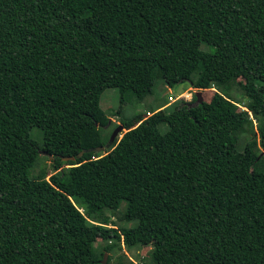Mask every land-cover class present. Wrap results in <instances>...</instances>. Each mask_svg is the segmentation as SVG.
<instances>
[{"label": "trees", "instance_id": "16d2710c", "mask_svg": "<svg viewBox=\"0 0 264 264\" xmlns=\"http://www.w3.org/2000/svg\"><path fill=\"white\" fill-rule=\"evenodd\" d=\"M158 80L192 99L101 107L109 88L143 104ZM106 253L264 264V0H0V264Z\"/></svg>", "mask_w": 264, "mask_h": 264}, {"label": "rangeland", "instance_id": "374dc122", "mask_svg": "<svg viewBox=\"0 0 264 264\" xmlns=\"http://www.w3.org/2000/svg\"><path fill=\"white\" fill-rule=\"evenodd\" d=\"M190 87H191L190 83L185 81V82H181V83L175 85L173 88H169V86L163 80H158L156 85H155L153 95L149 96L143 104L141 103V104H137V105H134V104L129 103V102H127V103L125 102L122 104L121 103V95H120L119 90L117 88H109V89L105 90L103 92V94L101 95L100 104H101V107L110 116L113 115L119 108L122 107L123 114L128 116V117H131L135 113L146 112L147 105L151 104L153 107H155V106H158L160 104L167 102L168 101V95H170V97H172V99H169L170 102H174L177 99L176 97L179 96L181 93H184V95L181 97L189 95V93L185 92V91L190 92V90H192V89H190ZM169 89L171 91H168ZM143 115H145V114H143ZM112 119H113L112 121L114 123H112L110 126L104 128V133L106 136H109V137L111 135L112 136L111 139H113V137H116V136H118V138H121L122 134L126 131V129L122 128L120 131L119 127H121V125H119L118 127H115V123L120 124L121 118L119 116H113ZM254 131H255V129H254ZM254 131L248 130L246 132L245 138L250 137V136L253 137V135L255 133ZM116 132H117V134L118 133L119 134L115 135ZM32 136L33 137L35 136L39 141L41 140V134L36 129H34L32 131ZM49 162L50 161L47 159L46 153L42 151L40 162L35 167L34 173H38L39 171L44 170V168H45L44 166L47 163L49 164ZM111 219H112V221H116V218L114 216L111 217ZM148 251H149V248H135L131 251L126 250L127 254L130 255L131 257H133V259H135V260L137 259L136 255H138V254L146 255V253ZM108 257H109V254H108ZM107 262H108V258H107ZM140 264H142V263L140 262Z\"/></svg>", "mask_w": 264, "mask_h": 264}, {"label": "water", "instance_id": "95a60500", "mask_svg": "<svg viewBox=\"0 0 264 264\" xmlns=\"http://www.w3.org/2000/svg\"><path fill=\"white\" fill-rule=\"evenodd\" d=\"M197 96H198V100H197V102H196V104H198V103H200V102H202V96H201V93L200 92H198L197 93ZM123 127L121 126V127H119V130L121 131V129H122ZM118 132V131H117ZM117 132L115 133V135L117 134ZM119 134V133H118ZM117 134V135H118ZM115 137H113V139H114ZM105 150V147L104 146H101V147H96V148H92V149H88V150H84V151H82L80 154H79V156H82L85 152H91V151H104ZM50 157H52V156H50ZM66 159H75V157H70V158H66ZM107 258H108V253H106L105 254V257H104V259H103V264H107Z\"/></svg>", "mask_w": 264, "mask_h": 264}, {"label": "built area", "instance_id": "2783aa9c", "mask_svg": "<svg viewBox=\"0 0 264 264\" xmlns=\"http://www.w3.org/2000/svg\"><path fill=\"white\" fill-rule=\"evenodd\" d=\"M185 92H188L189 93V95H186V96H184L185 98H186V100H188V101H190L191 99H192V96H193V94H192V91L190 90V92L189 91H185ZM184 95V93H181L178 97H176L177 99L178 98H183V99H185L184 97H181V96H183ZM169 99H172V97H170ZM176 99V100H177ZM175 100V101H176ZM94 159H97L95 156L93 157Z\"/></svg>", "mask_w": 264, "mask_h": 264}, {"label": "crops", "instance_id": "0c3cea01", "mask_svg": "<svg viewBox=\"0 0 264 264\" xmlns=\"http://www.w3.org/2000/svg\"><path fill=\"white\" fill-rule=\"evenodd\" d=\"M168 91H171L170 89Z\"/></svg>", "mask_w": 264, "mask_h": 264}]
</instances>
